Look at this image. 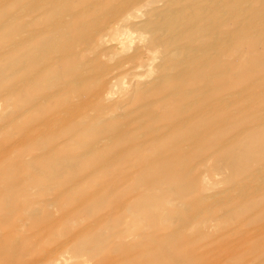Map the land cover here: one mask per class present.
<instances>
[{"label":"rangeland","instance_id":"1","mask_svg":"<svg viewBox=\"0 0 264 264\" xmlns=\"http://www.w3.org/2000/svg\"><path fill=\"white\" fill-rule=\"evenodd\" d=\"M0 69V264H264V0H0Z\"/></svg>","mask_w":264,"mask_h":264},{"label":"bare ground","instance_id":"2","mask_svg":"<svg viewBox=\"0 0 264 264\" xmlns=\"http://www.w3.org/2000/svg\"><path fill=\"white\" fill-rule=\"evenodd\" d=\"M149 2V1H148ZM155 3V2H154ZM159 3V2H158ZM146 5V4H145ZM145 5L143 6V7H145ZM148 6H149V4H148ZM142 7V8H143ZM143 10V9H142ZM142 13H145V12H142ZM51 14V13H50ZM138 14V13H137ZM134 15H136V13H134ZM139 15V14H138ZM141 15V14H140ZM142 16H144V14L142 15ZM154 18V17H153ZM142 23H144L143 21H142ZM141 24V23H140ZM145 34V33H144ZM153 34V33H152ZM150 35V34H149ZM147 37V36H146ZM147 42V41H146ZM151 47V46H150ZM158 49V48H157ZM153 51V50H152ZM155 51V50H154ZM153 51V52H154ZM178 51V50H177ZM158 52H159V50H158ZM207 52V51H206ZM162 54V56H163V53H161ZM178 54V53H177ZM160 55V54H159ZM170 55H171V53H170ZM173 55H175V52H174V54L172 53V55L171 56H173ZM177 57V56H176ZM155 59H154V61H153V63H155ZM158 61V60H157ZM163 61V60H162ZM247 62V61H246ZM152 63V62H151ZM246 64V63H245ZM245 64L243 63V66H245ZM151 66V65H150ZM242 66V67H243ZM248 66V65H247ZM153 67V66H152ZM248 68L249 69H252V68H250V66H248ZM1 70V69H0ZM151 70H152V68H151ZM244 71H245V67H244ZM253 72V71H252ZM158 73V72H157ZM244 73H242V75H243ZM250 74V73H249ZM150 76H151V74H150ZM149 76V77H150ZM152 77V76H151ZM146 80V79H145ZM121 90V89H120ZM116 96V95H115ZM122 97V96H121ZM120 97V98H121ZM109 98H111V96L109 97ZM112 99V98H111ZM9 102V101H8ZM164 108V107H163ZM164 110H166V109H164ZM154 113V112H153ZM4 115V114H3ZM149 115H153V114H149ZM4 116H6V115H4ZM6 120V119H5ZM85 120V119H84ZM81 123V122H80ZM102 122L100 121V124H101ZM208 123V122H207ZM99 124V123H98ZM80 125H82V124H80ZM224 125V124H223ZM222 125V123L221 122H219V120L217 121V119H216V121H209V124H207V125H204L207 129H211V130H227L228 128H230V126L229 127H224ZM226 125V124H225ZM78 126V125H77ZM107 128V130H108V128L109 127H106ZM105 128V129H106ZM227 128V129H226ZM110 129V128H109ZM10 130H12V129H10ZM261 130H264V128L263 129H261ZM16 134V133H15ZM10 135V134H9ZM255 143H258V140L257 141H254V144ZM247 145V144H246ZM243 147H246V146H244L243 145ZM247 147H248V145H247ZM243 151V150H242ZM246 156L247 155H245V156H242L240 159H239V163H240V165H243V162H244V160L246 159ZM248 156H251L252 158H253V156L252 155H250V154H248ZM257 156V155H256ZM256 156H254L255 158H254V160L257 158ZM231 157V156H230ZM234 158V157H233ZM252 158H251V161L249 160V162H252ZM263 159H264V157H262ZM262 159V160H263ZM261 160V161H262ZM236 161V160H235ZM260 161V162H261ZM233 162V161H232ZM229 171V170H228ZM258 174V173H257ZM41 175V174H40ZM260 175V174H259ZM144 179V178H143ZM147 180V178L145 179V181ZM149 189H150V187H149ZM148 189V190H149ZM154 191V190H153ZM149 192H150V190H149ZM148 195H149V193H147ZM152 197V196H151ZM150 198V197H149ZM149 198H148V200H149ZM152 200H153V198H152ZM165 200V199H164ZM157 204V203H156ZM175 204V203H174ZM33 216V215H32ZM33 218V217H32ZM82 247V246H81ZM84 247V246H83ZM79 248V247H78ZM86 248V247H85ZM77 250V249H76ZM79 250V249H78ZM81 250V249H80ZM159 257H161V256H155V262H156V264L158 263L157 262V260H158V258ZM155 262H154V264H155ZM159 264H164V258H163V261H162V259L160 260V262H159ZM167 264V263H166Z\"/></svg>","mask_w":264,"mask_h":264}]
</instances>
